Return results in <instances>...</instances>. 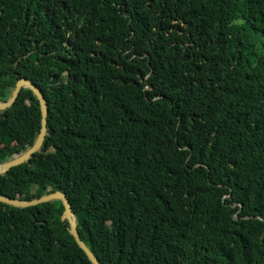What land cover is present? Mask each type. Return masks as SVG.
Listing matches in <instances>:
<instances>
[{
	"label": "trees",
	"instance_id": "trees-1",
	"mask_svg": "<svg viewBox=\"0 0 264 264\" xmlns=\"http://www.w3.org/2000/svg\"><path fill=\"white\" fill-rule=\"evenodd\" d=\"M40 150L0 195L59 191L100 264H264V0H0V102ZM22 88L0 164L35 143ZM59 200L0 203V264H91Z\"/></svg>",
	"mask_w": 264,
	"mask_h": 264
},
{
	"label": "water",
	"instance_id": "water-1",
	"mask_svg": "<svg viewBox=\"0 0 264 264\" xmlns=\"http://www.w3.org/2000/svg\"><path fill=\"white\" fill-rule=\"evenodd\" d=\"M22 88L30 89L31 92L34 94V96L38 100V103L40 106V112H41L39 133H38L35 143L24 154H22L21 156L13 160L0 164V174H4L10 168L14 166H18L24 162H27L31 158L32 154L40 150V148L42 147L43 141H44L45 134H46V114H47L46 102L40 90L35 85H33L29 80L20 79L16 82L15 87L12 91L11 97L6 102H0V110H5L9 108L10 106H12V104L15 102ZM53 200H59L61 202L63 206V212H62L60 219L61 221L66 220L68 222L67 231L73 237L75 243L84 252V254L86 255L87 259L89 260L91 264H100L98 259L91 253V251L87 248L85 243L80 238L77 232V228H76V221H75L74 213L64 193L56 191V192L44 195L38 199H34L31 201L16 200V199H11L9 197L0 195V203L6 204L12 207H17V208H26V207L34 206L37 204L50 202Z\"/></svg>",
	"mask_w": 264,
	"mask_h": 264
}]
</instances>
